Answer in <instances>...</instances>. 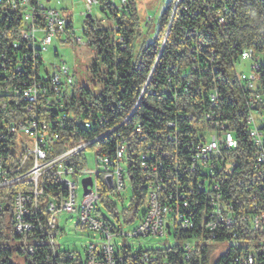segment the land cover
<instances>
[{"label": "trees", "instance_id": "1", "mask_svg": "<svg viewBox=\"0 0 264 264\" xmlns=\"http://www.w3.org/2000/svg\"><path fill=\"white\" fill-rule=\"evenodd\" d=\"M31 2L34 4V0ZM97 2L111 25L106 27L101 20L88 17L82 32L86 46L95 54L88 71L96 85H92V90L79 87L78 99L71 88L64 96L63 110L80 116L82 121L89 122L90 128L66 125L60 136L65 139L72 134L76 139L93 141L88 149L97 157L113 158L117 145H125L124 163L131 190L128 206L110 201L105 196L108 191L101 188L100 203L116 224L113 226L124 230L132 223L137 225L144 214L147 189L139 157L147 154L149 166L162 163L165 169L159 172L163 178L160 200L171 193L173 196L178 185L186 183L192 187L189 202L194 226L187 231H169L166 235H173L175 244L140 252L154 255L157 264H234V259L248 254L258 264H264V248L255 243L257 234L248 230L247 224L240 225L239 220L242 215L264 213V169L255 165L256 148L249 138L250 110L246 105L253 95H258L260 101H255L254 111L264 117V61L257 62L253 91L245 90L236 78L243 51L250 49L254 55H264V0H170L160 17L156 37L147 45H137L141 35L132 0H120L118 6L111 0ZM67 29H72L70 22ZM22 30L20 13L0 8V57L4 56L7 64L12 54L26 51V42L20 37ZM20 74L9 73L15 81ZM0 80L6 81L8 77L0 76ZM5 118V112L0 110V121ZM258 124L264 131V120ZM212 125L231 133L235 148L220 147V156L211 162L210 176L202 167L187 172L192 153L186 146L195 144ZM135 128H139V134ZM86 155L81 153L77 158L82 161ZM227 159L233 166L226 168ZM202 181L209 189L205 193L196 189ZM214 184L219 186L222 201L234 210L235 216L231 227L223 225L208 232L207 202ZM45 188L63 195L52 180L46 181ZM14 240L16 236L11 234L7 222L2 224L0 264H19L8 246ZM206 241L213 245H206ZM245 241L250 244H243ZM223 242H229V248L213 259L215 244ZM48 253L46 247L32 255L20 251V264H73L71 255H78L77 261L83 257L62 247L54 260L43 263ZM120 264L136 263L124 255Z\"/></svg>", "mask_w": 264, "mask_h": 264}, {"label": "built area", "instance_id": "2", "mask_svg": "<svg viewBox=\"0 0 264 264\" xmlns=\"http://www.w3.org/2000/svg\"><path fill=\"white\" fill-rule=\"evenodd\" d=\"M82 1L85 14L91 18L92 8L98 6L97 0ZM121 2L124 3V0ZM0 8L20 13L23 27L20 37L26 42V51L21 55L12 54L8 64L4 56L0 57V76L8 77L6 81L0 80V110L6 115L0 121V226L2 222H7L11 234L16 236V240L8 242L13 259L20 264V251L32 255L35 250L46 247L49 253L43 257L42 262L54 260L62 249L58 239L64 232L59 228L57 218L69 214L71 219L75 218L73 228L87 231L92 237V241L84 247L80 260L77 261L78 255H71L73 264H120L124 255L136 264H157L154 255L133 250L122 239L162 238L173 229H193L194 212H191L189 202L193 196L192 187L186 183L178 185L173 196L171 193L160 200L163 178L159 172L165 171L164 166L162 163L149 166L147 154H141L139 168L144 171L143 180L147 189L144 214L127 234L123 233V229L118 230L113 226L116 225L114 222L109 224L110 219L98 212L101 188L105 187L108 191L105 196L110 201L123 203L122 192L130 188L124 163L126 147L120 142L113 158L97 157L88 149L93 141L76 139L72 134L63 139L60 135L66 125L89 129L90 124L82 121L80 116H72L63 111L64 96L74 86L70 70L63 63L52 71L43 65V53L54 38L72 34V29H67L69 21L56 9L44 6L41 0H34V4L31 0H0ZM74 42L78 44L80 40ZM14 48L17 46L14 45ZM245 61L251 62L249 73H237L236 78L245 90L253 91L258 64L252 50L242 52L240 62ZM9 73L22 74L15 81ZM213 101L214 96L212 104ZM255 101H260L258 95H253L246 104L250 110L247 123L250 126L249 138L256 148L255 165L264 169V131L258 126L264 117L254 111ZM11 102L14 106H11ZM135 132L139 134V128H135ZM235 146L231 133L212 125V129L202 133L195 144L186 146L192 153L189 152L192 155L191 163L186 171L193 173L198 170L197 167H202L210 176L211 162L220 156V147L232 149ZM81 153L87 154L85 160L77 158ZM163 155L167 156L165 153ZM80 163L84 165L80 166ZM225 165L226 168L233 166L230 159L226 160ZM181 176L180 173L177 177ZM97 177H100L99 182ZM107 177L111 178L110 187ZM85 179H90L91 184L84 191L82 181ZM47 180H52L63 191V195L47 192ZM79 188L82 190L80 200L77 193ZM196 189L201 193L209 190L204 181L199 182ZM210 190L212 192L207 202L210 212L205 228L208 232H214L223 225L231 227L234 223V210L227 208L222 201L217 184ZM124 204L128 206V203ZM239 220L240 225L247 224L248 230L257 234L255 243L264 248V213L242 215ZM232 241L233 244L236 242L234 239ZM243 244L249 245L250 241ZM234 264L258 262L253 255L248 254L244 258L234 259Z\"/></svg>", "mask_w": 264, "mask_h": 264}, {"label": "rangeland", "instance_id": "3", "mask_svg": "<svg viewBox=\"0 0 264 264\" xmlns=\"http://www.w3.org/2000/svg\"><path fill=\"white\" fill-rule=\"evenodd\" d=\"M118 6L120 0H111ZM137 11V17L139 20L138 32L141 35L140 41L137 45H147L151 43L156 37L157 31L160 26V17L166 9V5L170 0H132ZM59 4H56V3ZM41 3L47 8H53L59 11L62 17H66L72 26V34H63L58 38H54L52 44L47 48V51L43 53V65L49 71L55 69L56 66L63 63L70 70V74L74 79L73 91L75 96L79 98V87L88 86L92 90V85L95 82H91V74L88 71V65L95 58L93 51L86 46V39L83 36V29L85 28V21L88 18L85 14V7L82 0H41ZM68 16V17H67ZM91 16L98 20H103V24L106 27H110V20L106 19L104 14L101 12L99 6L93 7L91 10ZM79 39L80 43L76 44L74 40ZM136 45V47H137ZM57 56H55V54ZM254 59L258 63L264 61V55L256 54ZM251 66L250 61L241 62L240 65H237L236 71L238 74L249 73V68ZM96 85V84H95ZM91 157V156H90ZM89 167H92L89 165ZM78 200L82 197L81 188L78 189ZM123 204L127 203L131 197V190L127 187L123 192ZM118 209L121 208L118 205ZM100 210L105 216H107L111 222L112 218L107 214V212L100 206ZM143 210L141 209L138 213L140 217ZM58 226L63 230V236L58 239V243L66 251L76 252L77 254L83 255V249L88 242L92 241V237L87 231H79L74 226L75 218L71 219V215L65 214L58 216ZM71 219V222H68ZM4 224L3 222L1 225ZM136 223H132L124 227L123 233H129ZM1 227V226H0ZM122 242L130 244L132 248L141 251H152V250H161L168 245L175 244L176 241L173 238V235H164L162 238H149L147 240H131L123 238ZM208 246H212L213 243L210 241L204 242ZM183 245V244H182ZM217 251L213 255L215 259L219 254L223 253L230 246L229 242L216 243L215 244Z\"/></svg>", "mask_w": 264, "mask_h": 264}, {"label": "water", "instance_id": "4", "mask_svg": "<svg viewBox=\"0 0 264 264\" xmlns=\"http://www.w3.org/2000/svg\"><path fill=\"white\" fill-rule=\"evenodd\" d=\"M106 181H107L108 186L110 187V185H111V178L110 177H107L106 178ZM90 184H91V180L90 179H85L84 181H82L83 190L85 191V188L87 186H90Z\"/></svg>", "mask_w": 264, "mask_h": 264}, {"label": "crops", "instance_id": "5", "mask_svg": "<svg viewBox=\"0 0 264 264\" xmlns=\"http://www.w3.org/2000/svg\"><path fill=\"white\" fill-rule=\"evenodd\" d=\"M46 1H48V0H46ZM56 4H59V3L57 2ZM44 6H45V5H44ZM67 17H68V16H67ZM91 18H93V17H91ZM95 19H96V18H95ZM67 20H68V19H67ZM103 20H104V19L102 18L101 21L103 22Z\"/></svg>", "mask_w": 264, "mask_h": 264}]
</instances>
